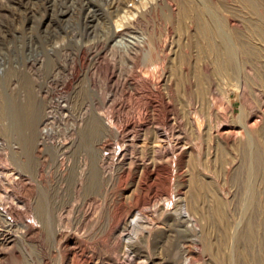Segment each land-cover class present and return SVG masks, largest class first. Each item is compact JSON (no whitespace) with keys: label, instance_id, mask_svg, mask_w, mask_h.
Here are the masks:
<instances>
[{"label":"bare ground","instance_id":"bare-ground-1","mask_svg":"<svg viewBox=\"0 0 264 264\" xmlns=\"http://www.w3.org/2000/svg\"><path fill=\"white\" fill-rule=\"evenodd\" d=\"M103 12L0 123V264H264V0Z\"/></svg>","mask_w":264,"mask_h":264},{"label":"rangeland","instance_id":"rangeland-1","mask_svg":"<svg viewBox=\"0 0 264 264\" xmlns=\"http://www.w3.org/2000/svg\"><path fill=\"white\" fill-rule=\"evenodd\" d=\"M0 1V84L2 92H4L0 94V96L3 97L2 99L0 97V112L2 111L0 113V123L1 121H3L7 124L11 123L10 121L13 122V120L14 122H16L17 120L14 119L15 116L12 115L18 114L21 108H23V106H26V101L20 100L21 94L26 95V93L28 92L27 95H31V93L29 92H33V86L35 85L44 87L45 83L53 80L52 76L56 71L60 70L62 74L64 72H69L70 67H72L74 64V54H76L78 51V46L73 44V42H69L70 38H72L73 36H80L78 38L83 39L84 41L91 39L94 35L95 28L99 27L97 25L102 26L107 23L106 21H108V15H105V12H103L106 0H84V2L87 3L94 2L93 4H91L96 8H92V10L95 9L99 11H96V14L95 12H93L94 10L92 12L89 11L90 13L88 12V10L81 11V0H35V3L37 2L36 4L34 3V0ZM92 15L94 16V18ZM103 18L105 22L102 21ZM25 32L26 34L28 33V35H26ZM90 32H92V34ZM77 33L80 35H78ZM54 42L56 44L58 42L63 44L62 46H60V43L56 45ZM50 46L52 48L55 47V49H59L52 51V48ZM50 53H52V55ZM37 59H39V61L41 62L39 63ZM30 65H32V68L35 67V70H31V68L29 67ZM27 71L28 73L35 72L34 77H32L34 79L31 81V83H29L32 79L30 77L31 74H28ZM80 77L81 78H79V82L76 88L72 90L73 106L76 112H78L82 108L89 106L93 100L92 93L88 88L87 77L83 74ZM35 79H38V81L36 82ZM1 80H4V83L3 81L1 82ZM25 81H27L28 84ZM8 87H13V89L11 90ZM3 99L7 100H5L6 103L4 101V103L1 102ZM221 100L219 105L222 108ZM240 105V102L236 103L237 110L239 109ZM1 108L4 109L2 110ZM5 112H8V118H6V120H2L3 115L7 114ZM10 113L11 117L9 116ZM15 124L24 126L23 121H20L19 123L16 122ZM17 132L19 131H16V133H11L7 136L3 134V138H5L6 140H13L15 139V135L16 138H19L24 134L23 129L20 131L21 133L19 132L20 134H18ZM29 171L31 172V174L33 173L32 169H30ZM27 263L32 264V262L30 261H28Z\"/></svg>","mask_w":264,"mask_h":264}]
</instances>
